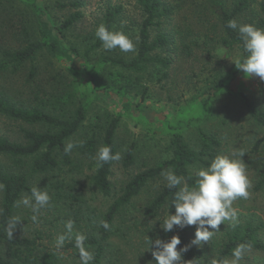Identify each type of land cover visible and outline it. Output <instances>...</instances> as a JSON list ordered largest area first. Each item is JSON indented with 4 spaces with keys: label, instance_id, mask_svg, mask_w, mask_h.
Masks as SVG:
<instances>
[{
    "label": "trees",
    "instance_id": "trees-1",
    "mask_svg": "<svg viewBox=\"0 0 264 264\" xmlns=\"http://www.w3.org/2000/svg\"><path fill=\"white\" fill-rule=\"evenodd\" d=\"M14 1L0 0V7L9 11ZM55 1L61 8L78 5ZM135 1L141 12L133 41L135 50L125 53L117 48L98 59L95 64L98 90L110 89L124 94L136 91L144 98L149 86L143 83L142 75L151 67H160L162 75L168 76L174 63L172 52L176 55L207 52L208 62L204 66L210 64L211 67L206 70L203 87H197V93L191 97V103L204 95L217 97L240 72L234 62L232 65L225 63L227 58L235 56V60H242L247 55L238 32L227 27L228 21L234 19L238 25L251 24L264 29V0H192V6L198 11L187 16L185 24L174 23L169 30L164 24L176 13L173 3L168 0ZM123 11L122 5L109 6L102 24L113 31ZM83 17L81 11L72 12L61 20L58 32L63 34ZM9 31L18 42L5 46L0 41V72L21 74L25 67L29 68L24 82V89L29 93L0 85V116L19 125L16 138L0 134V157L3 158L0 160V185H3L0 188V264H81L74 239L66 241L60 249L55 247V238L65 233L69 220L74 224L73 235L78 233L86 237L84 246L94 256L91 264H123L122 260L116 263L120 258L117 239H128L132 230L137 229L139 224H136L134 211H139L145 221L165 211L175 213L172 202L178 188H168L167 182L155 188L141 205V196L152 183L165 179L162 173L171 171L183 178L180 187H195L196 172L206 168L217 155L241 160L247 167L252 163L260 165L254 175L255 188L264 191V81L256 98L244 91L236 93L244 112L262 131L250 150L239 147L236 140L229 139L220 130L199 127L197 144L189 143L183 130L172 132L169 156L134 172L120 186L113 180L117 160L103 167H98L95 160L102 146H109L113 154H119L120 118L104 113L88 123L93 99L88 90L81 88L79 71L70 70L71 77L63 71L57 72L50 79L54 85L50 89L47 88L49 81L43 79L53 63L43 62L55 56L56 43L46 36H31L32 30L22 24L17 27L11 24ZM102 48V42L95 37L87 43L84 54L90 59ZM72 49L80 53L74 44ZM220 51H224L225 56L220 55L222 61L216 62ZM232 141L238 149L229 152ZM69 142L76 146L65 154L64 148ZM134 148L131 144L125 151V166L135 162ZM240 152L244 153L243 157ZM256 157H260L259 161ZM84 175L87 185L82 182ZM33 187L46 191L51 198L50 206L40 210L38 222L32 221L34 213L30 207L17 206L18 201L31 196ZM86 187L92 190L93 201L105 198L106 203L100 207L93 204L86 197ZM13 216L19 217L21 223L9 240L7 224ZM101 221L109 228L105 229ZM179 237L178 249L189 246L182 254L181 264H224L225 261L229 263L239 245L264 251V222L255 224L248 220L230 225L216 251L212 252L206 245L191 244L192 239L184 233ZM152 240L148 239V249ZM151 253H147L150 258ZM149 260L146 259L147 264Z\"/></svg>",
    "mask_w": 264,
    "mask_h": 264
},
{
    "label": "rangeland",
    "instance_id": "rangeland-1",
    "mask_svg": "<svg viewBox=\"0 0 264 264\" xmlns=\"http://www.w3.org/2000/svg\"><path fill=\"white\" fill-rule=\"evenodd\" d=\"M64 2H75L76 7L61 8L55 0H15L13 7L4 10L0 7V41L5 46L18 42L10 31L13 24L27 26L32 30L35 37L46 36L50 41L56 43L55 56H49L44 60V64L50 63L49 71L44 79L48 80L47 88L53 87L50 83L51 77L59 71H63L66 76L71 77L70 70L80 72V86L83 90H88L93 99V109L89 116V122L95 120L98 115L108 113L120 118V125L117 131V142L119 145L120 158L114 166L113 180L121 186L128 180L134 172H138L147 166H152L155 162L169 156L168 146L172 138V132L183 130L184 136L191 144L199 142V127L206 129L220 130L226 133L229 139L236 140L241 148L250 150L252 144L261 136L262 131L255 127L250 117L244 112L242 103L236 96L237 92L244 91L249 96L258 97L261 90L262 81L259 77H246L240 71L233 81L229 83L222 92L212 98L204 95V99L199 97L193 104L191 97L197 93V87H203L206 70L211 67L208 62L207 52H193L190 54L181 53L174 56V63L169 70L168 76H163L161 68L151 67L148 73L142 75L143 83L149 86L148 93L143 98L136 91L131 94L119 93L114 90L97 89L96 86V62L102 55L112 54L102 48L93 53L89 59L84 50L90 39L94 40L96 28L102 24L103 14L109 6L122 5L124 11L119 23L113 31H122L130 36L134 41L141 22V12L135 0H63ZM174 4L176 13L172 16L167 25L169 30L172 24H185V18L192 16L198 9L193 7L192 0H168ZM7 3V2H6ZM81 11L84 17L73 28L58 32V25L72 12ZM203 16V15H202ZM12 21V22H9ZM34 30V32H33ZM23 32V31H22ZM22 35V34H21ZM80 49V53L72 49V45ZM163 55L167 52H160ZM218 58L215 61H222L221 56H225L224 51L217 52ZM221 55V56H220ZM236 57L229 56L225 63L232 65ZM29 72V68H24L21 74H10V72H0V85L12 88L16 91H25L24 82ZM216 97V98H215ZM208 98V99H206ZM18 124L3 116H0V134H7L11 138H16ZM88 131L90 128H87ZM235 141V142H236ZM77 142V141H76ZM75 143V142H74ZM134 145L135 162L129 166L124 164V153L128 147ZM230 151L237 150L238 147L233 141L230 144ZM3 159L0 157V160ZM260 157H256L259 161ZM4 161V160H3ZM257 163L245 166L246 174L251 187L248 189L250 195L248 199L238 198L233 202V207L238 210V222L245 223L252 220L255 224L264 222V191L256 190L255 172L258 171ZM84 175L83 184L87 185ZM167 182L165 179L153 182L149 189L141 196L140 203L144 205L146 199L152 195L155 188ZM119 186V187H120ZM85 194L93 204L103 206L105 198L92 200L93 193L86 187ZM1 200V190H0ZM91 202V203H92ZM139 203V204H140ZM137 216V229L132 230L130 238L117 239L119 243L120 258L123 264H153V256L148 254V239H161L168 241L174 235L186 234L190 239L194 238L196 226L184 228L174 227L171 232H164L160 227L168 212H162L154 219L144 220L139 211L133 213ZM174 214V213H172ZM232 225L231 222L221 223L219 230L213 231L206 245L209 252L216 251L218 243L221 242L225 231ZM211 230V229H209ZM148 253V254H147ZM152 254V253H151ZM230 258L229 263L231 264ZM239 264H264V251L252 248L246 249Z\"/></svg>",
    "mask_w": 264,
    "mask_h": 264
},
{
    "label": "clouds",
    "instance_id": "clouds-1",
    "mask_svg": "<svg viewBox=\"0 0 264 264\" xmlns=\"http://www.w3.org/2000/svg\"><path fill=\"white\" fill-rule=\"evenodd\" d=\"M227 27L237 31L243 42L244 51L247 55L242 60L234 61L236 68L242 71L246 77H259L264 81V29H259L251 24H239L236 20H229ZM95 36L102 42L105 50L119 48L121 52H132L135 45L132 39L122 31L109 30L104 24H100L95 31ZM72 142L65 145L64 152L68 154L75 147ZM239 155L243 157L244 153ZM119 154H113L109 146L98 149L95 160L98 167L105 163L118 160ZM170 189L178 188L172 202L175 213L165 216L160 227L164 232H171L174 227L184 228L196 226L193 245H201L207 242L213 231L219 230L221 223L238 222V210L233 207V202L238 198L248 199L251 187L246 174V169L241 160L230 158L227 155H217L206 168H200L196 172L195 187H180L182 177L174 172L162 173ZM3 185H0L2 188ZM50 196L46 191L33 187L31 196L17 202V206L30 207L34 213L31 217L33 222H38V214L41 209L50 206ZM20 218L13 216L8 220L7 237L13 239V231L20 225ZM101 225L107 229L109 225L101 221ZM74 224L69 220L65 224V233L55 238V247L60 249L66 241L75 240V246L79 250L81 264H91L93 254L84 246L85 236L73 235ZM211 229V230H209ZM181 244L179 235H174L168 241L156 239L149 242V249L155 264H181L182 254L188 250V245L178 249ZM246 245H239L232 253L231 264H239L246 251ZM215 264V262H213ZM224 264H228L227 261Z\"/></svg>",
    "mask_w": 264,
    "mask_h": 264
}]
</instances>
